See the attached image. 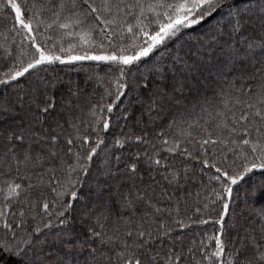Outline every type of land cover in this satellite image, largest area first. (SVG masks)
<instances>
[{
	"label": "snow or ice",
	"instance_id": "obj_1",
	"mask_svg": "<svg viewBox=\"0 0 264 264\" xmlns=\"http://www.w3.org/2000/svg\"><path fill=\"white\" fill-rule=\"evenodd\" d=\"M0 68L13 264H264V0H0Z\"/></svg>",
	"mask_w": 264,
	"mask_h": 264
},
{
	"label": "trees",
	"instance_id": "obj_2",
	"mask_svg": "<svg viewBox=\"0 0 264 264\" xmlns=\"http://www.w3.org/2000/svg\"><path fill=\"white\" fill-rule=\"evenodd\" d=\"M205 29H206V25L204 24L199 25V26H194V30L192 31L191 34L196 35L198 33L203 32ZM84 63L86 65L91 64L95 66V62H84ZM58 68H59L60 73L64 76L65 80L71 79L73 81H79L81 85L84 86V80H85L84 72L82 71L78 72L75 70L69 71L68 68L65 66H58ZM2 71H3V68H0V72ZM87 88H88L89 93H92V92L95 93V95L93 96V102H95V100H98L100 96L104 94L106 90L109 89V83L107 81H92L90 84L87 85ZM111 90L114 92L115 88L112 87ZM107 102H111V100H108ZM125 102H126V98H125ZM190 102L194 104L195 100H191ZM196 113L197 114L200 113L199 108L196 109ZM192 119H195V117H192ZM121 123H123V121H121ZM213 124H215V121H212V124L208 125V127L210 128ZM193 131L195 133L196 131H199V129H194ZM119 133H120V129L118 127L114 128L110 133H108V139H111L113 134L118 135ZM164 155H168V154L164 153ZM177 163H179V158H177ZM193 163L194 162H189V167H191ZM196 167L198 169L199 166L197 165ZM141 168L143 169V164H141ZM243 189H244V185H241L240 188L237 190L241 197V202L243 201ZM196 190L197 189L195 187L192 189L193 192H195ZM203 195L208 196V193H203ZM233 207L236 212L240 211L239 208L235 207V204L233 205ZM255 207L259 208L260 205L256 204ZM192 210H194V204L192 205L190 209L189 215H191ZM203 218H207V217H203ZM229 221L231 222V216L229 217ZM217 227L218 226L212 223H209L208 225L193 224L190 229L186 230V244L192 241L193 239L195 240L197 244L200 243L201 240H204L205 243L210 244L212 247H214V240L211 238L215 235V231ZM230 235L235 236V232L231 233ZM0 264H13V258L9 257L6 254H0Z\"/></svg>",
	"mask_w": 264,
	"mask_h": 264
}]
</instances>
